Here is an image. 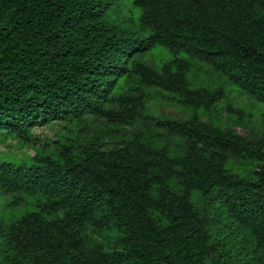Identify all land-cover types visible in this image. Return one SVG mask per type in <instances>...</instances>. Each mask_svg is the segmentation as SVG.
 <instances>
[{"label": "trees", "instance_id": "obj_1", "mask_svg": "<svg viewBox=\"0 0 264 264\" xmlns=\"http://www.w3.org/2000/svg\"><path fill=\"white\" fill-rule=\"evenodd\" d=\"M130 4L0 0V142L36 148L0 159V264H264V138L204 122L224 92L187 62L264 104V0ZM151 90L190 116H152Z\"/></svg>", "mask_w": 264, "mask_h": 264}, {"label": "rangeland", "instance_id": "obj_2", "mask_svg": "<svg viewBox=\"0 0 264 264\" xmlns=\"http://www.w3.org/2000/svg\"><path fill=\"white\" fill-rule=\"evenodd\" d=\"M124 5L127 10L131 9L130 0H124ZM161 51L163 54H160ZM169 59L171 56L158 48L148 56L147 61L155 69ZM187 62L189 64L188 81L192 88L203 87L211 91L221 89L224 92L222 101L210 111L199 113L204 122L223 129H231L246 139L264 138V104L252 100L240 90L230 86L225 78L214 74L205 64L189 59ZM150 92L152 99L148 103V113L152 116L173 120H185L190 116L191 112L188 109L167 99L169 97L167 94L156 90ZM88 129L97 132L102 130L95 124L89 125ZM65 134L62 125H51L34 131V135L39 138L41 144L56 142ZM35 151L36 148L21 145L16 141L0 142V159L21 161L32 157ZM229 168L234 174L243 177L252 166L244 161H231ZM12 213L14 214L5 208L3 202H0V218Z\"/></svg>", "mask_w": 264, "mask_h": 264}]
</instances>
